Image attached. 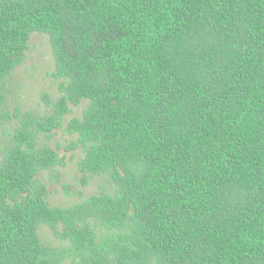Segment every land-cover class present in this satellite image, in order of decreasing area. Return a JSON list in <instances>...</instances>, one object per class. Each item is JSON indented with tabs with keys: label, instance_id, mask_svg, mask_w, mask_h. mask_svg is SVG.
<instances>
[{
	"label": "trees",
	"instance_id": "1",
	"mask_svg": "<svg viewBox=\"0 0 264 264\" xmlns=\"http://www.w3.org/2000/svg\"><path fill=\"white\" fill-rule=\"evenodd\" d=\"M34 33L60 96L1 150L0 264H63L42 227L76 264H264V0H0V112ZM62 128L111 182L68 207Z\"/></svg>",
	"mask_w": 264,
	"mask_h": 264
},
{
	"label": "rangeland",
	"instance_id": "2",
	"mask_svg": "<svg viewBox=\"0 0 264 264\" xmlns=\"http://www.w3.org/2000/svg\"><path fill=\"white\" fill-rule=\"evenodd\" d=\"M55 62L49 37L34 33L29 42L24 63L8 78L7 100L0 112V153L13 138L22 122H29L50 113L42 96L49 94L54 101L60 96L59 81L53 79ZM88 103L84 102L64 121V126L73 118H81ZM41 143L48 144L65 160V165L39 177L47 185L52 205L68 207L83 201L91 195L108 191L111 182L107 179L88 176L86 185L78 163L83 158L81 149H71L75 137L64 128L54 132L50 138L41 136ZM104 232H100L101 236ZM44 246L62 259L63 264H76L75 253L67 242L55 238L47 227L40 229Z\"/></svg>",
	"mask_w": 264,
	"mask_h": 264
}]
</instances>
